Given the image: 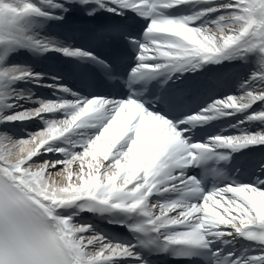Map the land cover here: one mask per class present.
<instances>
[{
  "label": "snow or ice",
  "instance_id": "obj_1",
  "mask_svg": "<svg viewBox=\"0 0 264 264\" xmlns=\"http://www.w3.org/2000/svg\"><path fill=\"white\" fill-rule=\"evenodd\" d=\"M0 264H264V0H0Z\"/></svg>",
  "mask_w": 264,
  "mask_h": 264
}]
</instances>
